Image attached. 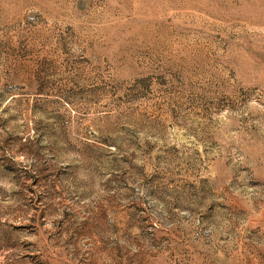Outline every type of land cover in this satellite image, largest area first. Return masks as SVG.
I'll use <instances>...</instances> for the list:
<instances>
[{
	"label": "rangeland",
	"instance_id": "obj_1",
	"mask_svg": "<svg viewBox=\"0 0 264 264\" xmlns=\"http://www.w3.org/2000/svg\"><path fill=\"white\" fill-rule=\"evenodd\" d=\"M0 264H264V0H0Z\"/></svg>",
	"mask_w": 264,
	"mask_h": 264
}]
</instances>
